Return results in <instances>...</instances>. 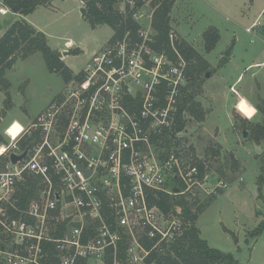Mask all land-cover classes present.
<instances>
[{
	"label": "built area",
	"instance_id": "obj_1",
	"mask_svg": "<svg viewBox=\"0 0 264 264\" xmlns=\"http://www.w3.org/2000/svg\"><path fill=\"white\" fill-rule=\"evenodd\" d=\"M153 32L149 21L137 39L128 32L107 41L42 113L29 125L20 122L25 130L15 141L7 136L0 144V156L8 158L0 169V210L7 206V215L10 204L20 210L21 184L37 181L25 216L0 219L9 234L0 241V264H44L47 242L58 259L50 264H153L149 258L183 233V218L155 201L162 194L201 199L210 172L177 144L188 84L177 35L170 32L174 57L153 48ZM25 135L27 156L13 164L11 154L26 149ZM218 176L210 193L229 186Z\"/></svg>",
	"mask_w": 264,
	"mask_h": 264
},
{
	"label": "rangeland",
	"instance_id": "obj_2",
	"mask_svg": "<svg viewBox=\"0 0 264 264\" xmlns=\"http://www.w3.org/2000/svg\"><path fill=\"white\" fill-rule=\"evenodd\" d=\"M143 1L135 16L142 21V28L148 27L154 12L153 1ZM263 1L176 0L170 12L171 27L177 38L186 40L207 57V71H213L210 77L202 72L190 86V92L201 101L206 112L204 120L199 121L187 112L186 127L177 140L187 156L199 157L213 167L209 171V190L199 196L203 201L212 194L216 198L199 216L197 225L201 237L211 247L231 253L238 264H264V228L257 232L264 218V138L259 142L254 140V125L264 121V114L253 105L257 106L264 99V67L249 66L259 57L255 49L258 44L254 42L258 30L254 28L249 32L246 29L251 26ZM136 2L121 0L120 10L125 12L127 4L132 7ZM48 4L37 8L30 22L47 35L51 48L59 49L61 58L74 75L112 38L115 30L107 24L93 26L82 13V7L87 8L85 1L49 0ZM3 6L0 0V8ZM14 15V12L3 14L0 10V34L8 28ZM261 23L264 24V19ZM209 29L212 36L218 32L220 37L211 51H208L205 36ZM153 33L156 34L155 29ZM68 40L72 41L67 42L70 46L65 43ZM229 48L230 54H226ZM5 76L10 82L12 106L1 115L6 94L0 87V131L3 134L14 120L29 125L67 85L60 73L49 70L40 52L27 58L19 53L15 65L6 70ZM235 82L236 89L256 109L251 119L235 108L239 100L231 89ZM4 138L8 140L6 135ZM27 139L25 135L22 141ZM211 148H219L220 155L209 156L207 152H211ZM231 154L239 161L236 170L230 167ZM4 157L0 158V163ZM222 166L223 175L219 172ZM218 173L229 186L220 187L211 194L209 191L215 187ZM6 211L7 206L0 210V219H9ZM2 240L8 241L9 234L0 229Z\"/></svg>",
	"mask_w": 264,
	"mask_h": 264
},
{
	"label": "trees",
	"instance_id": "obj_3",
	"mask_svg": "<svg viewBox=\"0 0 264 264\" xmlns=\"http://www.w3.org/2000/svg\"><path fill=\"white\" fill-rule=\"evenodd\" d=\"M12 12L20 15H29L40 5H47L49 0H2ZM86 2V9L91 15L89 18L93 26L98 24H107L115 30L114 35L110 40L121 39L126 33L137 39V31L140 28L139 22L134 18L136 11L141 8L144 1L136 0L137 2L131 7L126 5L125 12L120 10L121 0H82ZM154 12L152 15V26L156 31L155 42L152 44L157 51H165L171 56L177 57L170 42V32L172 31L170 12L176 0H152ZM210 30L205 32L207 39L208 51H211L217 43L219 33L216 32L213 36ZM176 46L181 55L188 63L187 77L188 84L184 89L179 110L177 113L176 131H183L187 124L186 113H190L197 120L203 121L206 112L201 101L197 100L192 92H190L191 82L198 78L202 72H208L209 62L206 58L189 42L184 39H178ZM40 52L49 68L53 72L60 73L64 80H70L73 75L70 68L61 58V53L57 49H53L48 44L47 35L38 30L33 24L22 18L15 21L7 29L0 38V87L4 89L6 98L1 115H5L7 110L11 108V96L9 92L10 82L6 78V70L12 68L17 61V55L21 53L23 58H27L33 53ZM226 63L224 59L223 64ZM222 64V65H223ZM4 83V84H2ZM259 112L264 114V99L256 106ZM255 133L254 140L259 142L264 138V121L254 125ZM7 142L4 134L0 131V144ZM31 139L21 141L24 148L28 147ZM207 152L210 156L220 155V149H210ZM2 158V156H0ZM230 167L234 170L239 168V161L234 155H230ZM8 163V158L5 156L0 169L4 168ZM203 171L205 165L199 164ZM213 167L208 163V170ZM224 166L219 168V172L223 175ZM219 174V173H218ZM221 176V175H220ZM36 179L28 177L21 184L17 192L16 205L20 210H17L11 204L8 205V214L11 218H20L25 216L24 210L31 199L36 197ZM264 182V176L262 177ZM212 194V193H211ZM216 195L208 196V199L201 200L193 194H178L176 196L160 195V199L155 202L159 204L165 212H173L179 214L185 223L184 231L179 235L170 247L161 254H153L148 262L155 264H238L231 253H226L220 249L211 247L206 240L200 235V229L196 222L199 216L205 209L214 201ZM264 228V218L257 232ZM60 230L56 231V235L60 234ZM1 245V243H0ZM45 249L48 252V257L44 260V264H50L52 261L57 262L55 257L56 250L51 242L45 243Z\"/></svg>",
	"mask_w": 264,
	"mask_h": 264
},
{
	"label": "crops",
	"instance_id": "obj_4",
	"mask_svg": "<svg viewBox=\"0 0 264 264\" xmlns=\"http://www.w3.org/2000/svg\"><path fill=\"white\" fill-rule=\"evenodd\" d=\"M49 4H47V5H40V6H38L37 8H39V7H47ZM1 8H4V10L5 9H7V13H3V14H8L11 10L6 6V5H4L3 7H1ZM36 8V9H37ZM35 9V10H36ZM35 10H34V12H35ZM12 12V11H11ZM34 12H32L31 14H29V15H26V16H24V15H20V14H17V13H15L16 15H14L15 17L17 16H19V18H13L11 21L12 22H10V24H9V26H8V28L11 26V24L12 23H14L15 21H17V20H20V19H22V18H24V19H26L27 21H32L31 20V18H30V16L31 15H33L34 14ZM264 19V1L262 2V3H260V5H259V8H258V10L256 11V13H255V17H254V19H253V21H252V23H251V26H248L247 28H249V27H251V30L253 31V29L254 28H257V35H256V37H255V39H254V42H255V44H258L257 46H255V49H258L256 52H257V56H259V57H257L253 62H251L250 64H249V66H255V67H259V68H261V67H264V24H262L261 22H262V20ZM139 20V19H138ZM137 20V21H138ZM142 21H139V23H141ZM31 24H33L32 22H30ZM148 24H149V22H148ZM34 25V24H33ZM38 30H40V28H38L36 25H34ZM7 28V29H8ZM246 28V29H247ZM7 29H5L3 32H2V34H0V38L2 37V35L7 31ZM173 30V29H172ZM251 30L249 31V32H251ZM42 31V30H41ZM174 31V30H173ZM248 31V30H247ZM175 32V31H174ZM67 42H71L72 43V41L71 40H68V41H66L65 43H66V45L67 46H70V45H68L67 44ZM57 50H59V49H57ZM61 50V49H60ZM65 52L66 51H64V54H65ZM64 58V57H63ZM205 58H207V57H205ZM241 75L242 74H240L239 75V77L237 78V80H236V82L240 79V77H241ZM236 82L232 85V87H231V89H233V91H235V93L240 97V96H244L243 94H241L237 89H236V87L234 86L235 84H236ZM254 90H255V88H254ZM244 97H246V96H244ZM250 101V100H249ZM252 103V102H251ZM253 104V103H252ZM255 107H256V105L255 104H253ZM258 111V110H257ZM257 114V113H256ZM199 219V218H198ZM198 221V220H197ZM196 224H197V222H196ZM198 226V225H197Z\"/></svg>",
	"mask_w": 264,
	"mask_h": 264
},
{
	"label": "clouds",
	"instance_id": "obj_5",
	"mask_svg": "<svg viewBox=\"0 0 264 264\" xmlns=\"http://www.w3.org/2000/svg\"><path fill=\"white\" fill-rule=\"evenodd\" d=\"M235 108L246 118L251 119L256 112V109L250 104L246 97L240 96ZM24 126L19 121L12 123L4 129V135L10 137L11 141H15L21 133L24 132ZM5 151L3 146H0V152Z\"/></svg>",
	"mask_w": 264,
	"mask_h": 264
},
{
	"label": "water",
	"instance_id": "obj_6",
	"mask_svg": "<svg viewBox=\"0 0 264 264\" xmlns=\"http://www.w3.org/2000/svg\"><path fill=\"white\" fill-rule=\"evenodd\" d=\"M82 13L83 15H85L87 18H91V15L88 13L87 9L85 7H82ZM226 54H230V48L228 49L227 53ZM212 70L208 71L206 73V77H210V75L212 74ZM244 135L247 136L248 135V132L246 130H244ZM30 148V145L28 147H26V149L20 153V154H17V153H12L11 156H10V159L12 161L13 164H16L20 161H22L26 156H27V153H28V150ZM87 174H90V171H87ZM178 191V189H177Z\"/></svg>",
	"mask_w": 264,
	"mask_h": 264
},
{
	"label": "flooded vegetation",
	"instance_id": "obj_7",
	"mask_svg": "<svg viewBox=\"0 0 264 264\" xmlns=\"http://www.w3.org/2000/svg\"><path fill=\"white\" fill-rule=\"evenodd\" d=\"M225 65V64H224Z\"/></svg>",
	"mask_w": 264,
	"mask_h": 264
}]
</instances>
